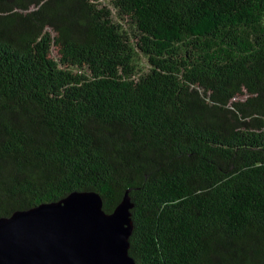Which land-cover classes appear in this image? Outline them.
Masks as SVG:
<instances>
[{"label":"trees","instance_id":"obj_1","mask_svg":"<svg viewBox=\"0 0 264 264\" xmlns=\"http://www.w3.org/2000/svg\"><path fill=\"white\" fill-rule=\"evenodd\" d=\"M83 190L136 264H264V0H0V217Z\"/></svg>","mask_w":264,"mask_h":264},{"label":"water","instance_id":"obj_2","mask_svg":"<svg viewBox=\"0 0 264 264\" xmlns=\"http://www.w3.org/2000/svg\"><path fill=\"white\" fill-rule=\"evenodd\" d=\"M127 193L111 212L92 190L0 217V264H136Z\"/></svg>","mask_w":264,"mask_h":264}]
</instances>
